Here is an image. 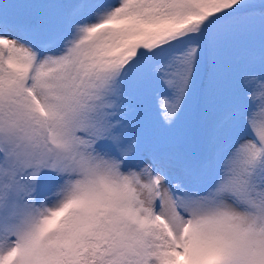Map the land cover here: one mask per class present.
<instances>
[{"label": "snow or ice", "instance_id": "1", "mask_svg": "<svg viewBox=\"0 0 264 264\" xmlns=\"http://www.w3.org/2000/svg\"><path fill=\"white\" fill-rule=\"evenodd\" d=\"M0 264H264V0H0Z\"/></svg>", "mask_w": 264, "mask_h": 264}]
</instances>
